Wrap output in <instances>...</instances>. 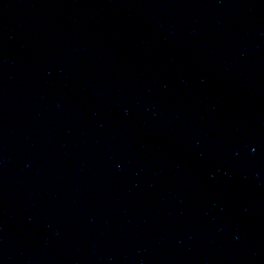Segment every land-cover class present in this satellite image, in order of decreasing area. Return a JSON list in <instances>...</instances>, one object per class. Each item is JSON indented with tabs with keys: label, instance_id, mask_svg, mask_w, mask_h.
I'll return each mask as SVG.
<instances>
[{
	"label": "water",
	"instance_id": "1",
	"mask_svg": "<svg viewBox=\"0 0 264 264\" xmlns=\"http://www.w3.org/2000/svg\"><path fill=\"white\" fill-rule=\"evenodd\" d=\"M0 264H264V0H0Z\"/></svg>",
	"mask_w": 264,
	"mask_h": 264
}]
</instances>
